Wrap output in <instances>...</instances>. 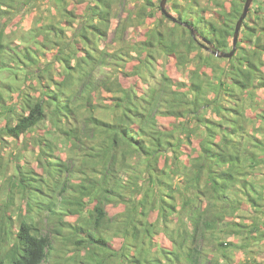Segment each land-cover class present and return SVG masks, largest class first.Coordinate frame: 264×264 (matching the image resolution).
<instances>
[{"label":"trees","instance_id":"1","mask_svg":"<svg viewBox=\"0 0 264 264\" xmlns=\"http://www.w3.org/2000/svg\"><path fill=\"white\" fill-rule=\"evenodd\" d=\"M160 1L0 0L1 133L44 130L0 264H264V0L231 58L183 23L230 51L245 0Z\"/></svg>","mask_w":264,"mask_h":264},{"label":"rangeland","instance_id":"2","mask_svg":"<svg viewBox=\"0 0 264 264\" xmlns=\"http://www.w3.org/2000/svg\"><path fill=\"white\" fill-rule=\"evenodd\" d=\"M261 1V0H257ZM256 1V2H257ZM260 3V2H259ZM168 6V4H167ZM255 6L258 7V3H255ZM170 11V10H169ZM171 12V11H170ZM173 15L177 16L175 13L171 12ZM27 22L23 23L21 25L20 31L18 32L17 39L21 41L22 43L25 44H30L34 40V28L32 27L33 25H30V23ZM24 31V32H23ZM23 32V33H22ZM38 69V68H37ZM24 70V68H21V73ZM0 80L3 81H14V72H12V66H7L4 69L0 70ZM104 71L100 70V73L102 74ZM16 73V72H15ZM159 71L155 72V75H157ZM21 78H18L23 81V76L20 75ZM5 84L3 82H0V89H3ZM8 90V89H7ZM2 121V117H0V122ZM1 129V128H0ZM44 130L39 129L36 131H32L31 133L27 134V138H23L22 136L19 138L12 139L11 137L7 136L6 134L3 135L4 133H1L0 130V228L3 225V220H8L10 222L8 229L6 231V238H7V243L8 248H10L12 244V227H15L16 230H18L21 221L13 223V218L16 217L18 212H12V207H10L8 204H5V201L8 198V191L10 189L9 187V181L8 178L5 179L3 175L7 174H12V164H15L16 162L20 161L26 165H31L32 168L38 169L41 166L38 164L36 157L34 155V151L40 147V143H38V138L37 136L40 135V133H43ZM42 146V145H41ZM8 169V170H7ZM35 191H40L38 188L34 189ZM36 205V204H34ZM114 212H118L119 210L113 209ZM116 214V213H115ZM69 233V231H68ZM64 236L62 235L61 237L59 236L58 238V243L62 245L61 250L57 248V243L55 244L52 254L53 257H56L58 255H62L65 253L63 250V238ZM57 237H55L56 241ZM1 244V243H0ZM72 247H75L71 245ZM70 246V247H71ZM4 248V245L3 247ZM2 248H0V257L2 253ZM81 252V251H78ZM83 255V253H81ZM65 256V254H64ZM241 255H239L238 259H241ZM5 264H11L10 261H6Z\"/></svg>","mask_w":264,"mask_h":264},{"label":"water","instance_id":"3","mask_svg":"<svg viewBox=\"0 0 264 264\" xmlns=\"http://www.w3.org/2000/svg\"><path fill=\"white\" fill-rule=\"evenodd\" d=\"M253 1L254 0H245L243 12H242L241 16L239 17V19L236 23V26H235V31H234V35H233V44H232V49L230 51H221L219 49H215V46L210 39H208L207 37H204V36H200L192 25H190L188 23H183V24L191 30L192 34L196 37L197 40L203 41L205 43L206 47L208 49H210V51L212 53H214L216 56L231 58L237 50V44L239 41L241 28L243 26L244 20L246 19L247 15H248L249 9H250ZM167 3H168V0H161L160 1V6H161L162 11L167 17L172 18V19H174V21H176L177 17H175L168 10Z\"/></svg>","mask_w":264,"mask_h":264}]
</instances>
